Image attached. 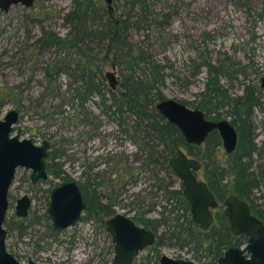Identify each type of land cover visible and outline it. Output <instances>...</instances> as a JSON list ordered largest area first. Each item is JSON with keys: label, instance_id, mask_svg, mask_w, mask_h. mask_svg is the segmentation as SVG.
Masks as SVG:
<instances>
[{"label": "rangeland", "instance_id": "rangeland-1", "mask_svg": "<svg viewBox=\"0 0 264 264\" xmlns=\"http://www.w3.org/2000/svg\"><path fill=\"white\" fill-rule=\"evenodd\" d=\"M97 3L99 27L105 26L109 18L120 20L138 13L137 7L132 11L129 0H97ZM146 5L149 22L140 30L130 29L127 36L138 52L164 67V84L160 87L164 100H175L193 109V103L199 101L197 96L204 92L207 84V72L199 67L204 60L217 66L225 65L221 84L229 96L243 95L248 86L255 91L262 106L253 110V141L258 151L249 163L250 171L259 175V171L264 170V0H146ZM72 6L73 0H36L31 8L18 4L8 12L0 10V120L10 110L19 111L21 118L14 134L20 131L22 139H32L38 144L52 140L56 150L75 160L61 158L63 170L69 176L79 179L83 172H88L90 163L95 164L90 174L99 175V181L110 184L111 188L105 191L113 201L114 214L133 219L137 213L157 204L151 217L161 218L163 212L167 215L163 208L167 205V209L171 208L165 188L183 192L179 179L147 165L136 143L140 139L132 132L128 135L119 132L118 119L112 115L113 110L117 111L116 106L110 102L102 104L99 97H90L81 104L73 101L75 106L71 107L68 101L73 97L72 90L79 86L71 77V71L51 79L45 77V70L56 61L78 60L74 49L64 52L53 46L36 45L45 32L60 38L69 34L70 26L65 17ZM103 45L95 39L85 49L97 58L95 63L101 65L108 86L105 75L116 68L120 82L116 92L121 98L124 76L128 73L114 65L112 56L106 61L103 59L106 55ZM132 114L124 116L129 126L136 120ZM227 120L233 119L227 117ZM149 142L155 144L152 139ZM205 148L203 146L202 150ZM223 154L226 155L224 150ZM125 170L131 178L122 181L120 177ZM30 175L29 171L18 170L9 192L4 226L9 251L22 263L30 258L36 264H110L113 244L105 221L85 214L76 228L53 235L47 219L48 196L42 193L45 188L33 187ZM116 175L118 188H115ZM25 195L32 198L33 203L29 216L21 219L16 216L15 207L18 199ZM254 201L264 206V179L255 192ZM180 214L183 215L181 210ZM20 225L26 228L23 236L18 230ZM167 229L160 230L159 236ZM174 244L165 241V245L155 250L149 248L134 264H159L162 256L191 261L201 256L199 264L212 262L205 251L197 254L194 246L181 248Z\"/></svg>", "mask_w": 264, "mask_h": 264}, {"label": "trees", "instance_id": "trees-1", "mask_svg": "<svg viewBox=\"0 0 264 264\" xmlns=\"http://www.w3.org/2000/svg\"><path fill=\"white\" fill-rule=\"evenodd\" d=\"M129 1L132 11L137 7L138 13L133 16L128 15L125 19L120 20L109 18L105 26L99 27L96 24L97 0H73L72 10L65 17L66 23L70 26L69 34L65 38H60L52 32H45L36 45L41 48L53 46L57 51L64 50V52L74 49L77 52L78 60H75V63L64 59L56 61L53 66L45 70L46 79L60 76L68 70L71 71L70 75L74 82L79 83V86L73 89V101H80L81 104L82 101L90 97H99L102 104L112 101L113 107L116 106L121 112L119 115L122 122L121 128H124L123 132L129 133L133 129L132 134L134 133L135 137L140 139L136 143L148 166H160L164 170H170L169 167H166L167 162L178 149H184L190 156L198 157L203 162V176L219 201L230 195H236L239 199L250 203L253 213L264 222V210L259 209V206L254 203L255 192L260 187L261 179H264V170H260L257 175L250 171L252 165L249 163L258 151L253 141V110L262 106L255 91L248 86L243 95L229 96L228 91L221 84V77L225 76V65L217 66L209 60H204L199 67L204 68L207 72V84L204 92L197 96L199 101L193 103V109L201 110L206 118L212 121L231 117L240 140L232 155L223 154L222 143L217 133L210 135L204 151L202 147L186 144L180 131L174 125L166 122L155 110V106L164 100L160 92V87L164 84V67L151 61L145 53L138 52L136 47L130 43L127 32L130 29L140 30L143 24L149 22L150 13L146 0ZM107 13L109 14V12ZM95 39L99 43H103V47L105 46L106 55L103 59L106 61L112 56L114 65L128 73V76H124L122 84L124 92L121 98L117 94L110 95L107 92L108 86L104 82L101 65H96L97 58L93 53L86 52L85 48ZM101 61L103 60L101 59ZM241 70L237 71L242 72ZM118 101L121 102V107L118 106ZM127 113L135 115L136 120L133 121V125L129 126L125 123L124 116ZM150 139L155 144H151ZM160 147L161 150H159ZM223 155L226 158L225 161L222 159ZM63 156H65L63 151H55L49 165L50 174L56 177L67 175L63 170L64 164L55 162ZM170 173L174 174L173 171ZM127 177L128 173L125 170L123 180H127ZM168 190L165 188L166 194H169V201L177 199V206L183 215L178 214L173 218L172 224H169L164 234L159 236L157 247L165 241L179 244L182 248L194 246L193 249L197 254L205 251L212 258L210 264H217L216 261L228 248L246 244L244 235L233 237L224 213L218 215L220 227L213 228L207 233L198 230L191 219L180 222L181 218L187 215L189 205L184 199L182 191ZM109 200L110 203L107 205H103L99 201L97 205L92 203L87 211L88 216L101 219L110 217L113 212V201ZM170 206L173 207L169 210L172 214L176 205L170 203ZM149 210L138 213L139 222L146 228H152L155 223L145 217L150 212ZM165 210H167L166 207ZM164 216L163 212L162 220L167 222ZM153 229L156 228L153 226ZM18 230L23 236L26 228L20 226ZM49 230L54 233L50 226ZM156 231L158 230L156 229ZM200 257L198 258L200 259Z\"/></svg>", "mask_w": 264, "mask_h": 264}, {"label": "water", "instance_id": "water-1", "mask_svg": "<svg viewBox=\"0 0 264 264\" xmlns=\"http://www.w3.org/2000/svg\"><path fill=\"white\" fill-rule=\"evenodd\" d=\"M36 0H0V10L8 12L18 4L31 8ZM112 89L119 85V79L114 71L105 75ZM264 88V78L262 79ZM157 111L170 124L174 125L189 145L201 146L208 136L218 132L226 153L232 154L237 148V132L228 121L213 122L205 118L200 110H195L175 100H162L157 104ZM19 120L16 110H10L3 120H0V264H21L7 250V231L4 228L9 210V191L13 185L18 169L32 171L31 180L37 183L47 180L48 174L45 160L48 157L49 143L41 147L32 140H21L19 134L12 137L14 125ZM170 167L184 187V196L190 204L194 223L200 225L203 231H208L213 216L210 209L217 207L213 194L206 183L198 181L196 173L201 164L195 159H188L179 150L171 159ZM27 196L17 201L16 216L26 218L30 208ZM225 214L230 222V229L235 237L246 236L247 243L243 247H230L218 260V264H264V224L252 215L247 202L235 196L224 203ZM87 205L76 183H67L55 188L50 197L48 216L53 228L65 231L75 227L82 219ZM107 232L114 244V258L111 264H132L134 259L147 247L153 246L156 235L151 231L137 226L125 215L118 214L107 221ZM29 264H33L32 261ZM159 264H197L183 259H173L162 256Z\"/></svg>", "mask_w": 264, "mask_h": 264}, {"label": "flooded vegetation", "instance_id": "flooded-vegetation-1", "mask_svg": "<svg viewBox=\"0 0 264 264\" xmlns=\"http://www.w3.org/2000/svg\"><path fill=\"white\" fill-rule=\"evenodd\" d=\"M15 6V5H14ZM11 9V8H10ZM9 9V10H10ZM62 51H64V50H62ZM69 52H70V50H68ZM116 70V68H114V71ZM108 83H109V81H108ZM106 84V83H105ZM107 85V84H106ZM119 85H120V82H119ZM118 85V86H119ZM108 86V85H107ZM118 86L115 88V89H112L111 87H110V85L108 86V90H107V92L111 95V94H117V92H116V90H117V88H118ZM72 92H73V90H72ZM69 94V93H68ZM73 96V95H72ZM72 99H71V101L69 100L68 101V104L69 105H72L71 107H74L75 105H74V102H73V97H71ZM109 98H110V96H109ZM88 99H86L83 103H85L86 101H87ZM77 103V102H76ZM110 103L112 104V101H110ZM118 106H120L121 105V102H119L118 101ZM77 105V104H76ZM82 106H83V104H82ZM157 106V105H156ZM155 106V110L157 111V107ZM121 107V106H120ZM188 107V106H187ZM190 108V107H189ZM110 109H112V108H110ZM116 109H117V111H115V110H113V112L115 113V114H112L114 117H115V119L117 120L118 119V125H119V132L120 133H124L125 135H128V133L127 132H123V129L124 128H121V118H120V110L118 111V108L116 107ZM192 109V108H191ZM17 111V110H16ZM18 112V114H19V120H18V122L20 121V118H21V114H20V112L19 111H17ZM158 112V111H157ZM159 113V112H158ZM204 113V112H203ZM109 114H110V112H109ZM110 114V115H111ZM7 115V114H6ZM77 115H78V113H77ZM205 115V114H204ZM205 118H206V115H205ZM4 119V118H3ZM207 119V118H206ZM207 120H209V119H207ZM222 120H224V121H228L229 122V124L235 129V131L237 132V130H236V126L233 124V121H229V120H227V119H222ZM222 120H220V121H222ZM209 121H212V120H209ZM220 121H213V122H220ZM18 122H17V124H18ZM167 122V121H166ZM17 124H15L14 125V131H13V134H12V137H14V136H16V135H18L19 134V136H20V131H18V133L17 134H14L15 133V127H16V125ZM125 128H127L126 127V125H125ZM133 131V129L131 130V132ZM213 133H217L218 134V136H219V138H220V140H221V143H222V150H224V147H223V142H222V139H221V137H220V135H219V133L218 132H213ZM213 133H211V134H213ZM210 134V135H211ZM210 135L208 136V138H207V140L205 141V143L203 144V145H201V146H197V147H203V146H205V144H206V142L208 141V139H209V137H210ZM33 136H35V134H33ZM184 138V137H183ZM20 139L21 140H24V139H22L21 138V136H20ZM26 140V139H25ZM28 140H32V139H28ZM185 140V139H184ZM239 140H240V138H239V134H238V132H237V147H238V144H239ZM32 142L36 145V146H39V147H41L45 142H47V143H49V149H48V157L46 158V160H45V163H46V169H47V174H48V179L47 180H40L39 182H37V183H33L32 182V180H31V175H32V171H30V170H26V169H24V170H26V171H29V172H31V175H30V182H31V184H32V186L33 187H35V188H37V189H40V188H45V191H42V193L44 192L47 196H48V202H47V204H48V208H49V205H50V197H51V193H52V191L55 189V188H57V187H59V186H61V185H63V184H67V183H72V182H74V183H76V185L78 186V188H79V190L81 191V194H82V196H83V198H84V201H85V203H86V205H87V209H86V211H84V213H83V215H82V219H81V221L75 226V227H72V228H76L83 220H84V215L85 214H87V211L89 210V206L93 203L94 205H97V203H98V201L99 202H106V200H107V202H106V204H109L110 203V198L111 197H109V195L107 194V191H105L106 190V188L108 187V189L107 190H109V188H111V187H109V183H107V182H105V180L103 181H99V175H91L90 174V172H92V170H93V167H94V165L95 164H92L91 165V163H90V165L88 166V172H83V175L82 176H80V178L79 179H76V178H74V177H72V176H69V175H62V176H60V177H56V176H54V175H52V174H50V172H49V165L51 164V162H52V160H51V158L53 157V155L55 154V151H56V149H55V147H54V144L52 143V140H44V141H42L41 143H35L33 140H32ZM156 144H157V141H156ZM187 144V143H186ZM189 145V144H188ZM192 146H195V145H192ZM161 147H163V146H161ZM160 147V148H161ZM164 148V147H163ZM237 149V148H236ZM179 150H181V151H183L186 155H187V157H188V159H195V160H197L200 164H201V167H200V170L196 173V176H197V178H198V181H202V182H204V183H206V185H207V187H208V189L210 190V188H209V185H208V183L206 182V180H205V178H204V176H203V172H204V164H203V162L198 158V157H192V156H190L184 149H178L177 150V152L179 151ZM225 151V150H224ZM236 151V150H235ZM177 152H176V154L172 157V158H170L169 159V161L167 162V166L166 167H169L170 168V170L172 171V169H171V167H170V161H171V159H173L174 157H176V155H177ZM226 153V152H225ZM227 155H232V154H228V153H226ZM63 157H66L69 161H72L73 159H72V157H71V155H68V156H63ZM62 157V158H63ZM109 160V164H110V160H111V157L108 159ZM137 160H138V158H137ZM73 161H75V160H73ZM56 163H58V164H64L62 161H61V159H58V160H56L55 161ZM138 162V161H137ZM221 162H223V161H221ZM64 166V165H63ZM64 168V167H63ZM161 169V170H164V169H162L160 166L158 167V169ZM117 169V168H116ZM159 169V170H160ZM18 170H20V169H18ZM18 170L16 171V174H15V179H16V175H17V172H18ZM169 169H166L165 170V172L168 174V175H172L170 172ZM121 173V172H120ZM174 173V172H173ZM175 175V173L173 174V176ZM176 176V175H175ZM199 176H201L202 177V179L199 177ZM121 179H122V181H123V176H121L120 177ZM127 178H131V177H127ZM15 179H14V182H15ZM120 179V180H121ZM128 180V179H127ZM126 180V181H127ZM179 181H180V183H181V187L183 188V190H184V187H183V183H182V181L179 179ZM14 182H13V184H14ZM118 182H119V180H117V175H116V180H115V183H116V186H115V188H118L119 186H118ZM108 184V185H107ZM13 186V185H12ZM120 186H121V183H120ZM122 189L124 188V185H123V183H122ZM11 190V189H10ZM10 192V191H9ZM210 192L213 194V192L210 190ZM25 196H27V195H25ZM183 196H184V192H183ZM213 196H214V198H215V200H216V202H217V207L215 208V209H210V211H211V213H212V216H213V222H212V224H211V226H210V228H209V230L208 231H203L202 229H201V227H200V225H198V224H196V223H194V221H193V216H192V214H191V208H190V204L187 202V200H186V198H185V196H184V199L186 200V202L188 203V205H189V210H188V213H187V215L185 216H183L182 218H181V220H180V222H186L185 220H188V219H191L192 220V222H193V224L196 226V228L198 229V230H200L201 232H203V233H207V232H209L211 229H213V228H216V229H218L220 226H219V222H218V215H220L221 213L223 214H225V209H226V207H225V205H224V203H225V201H227L230 197H232V196H235V197H237L236 195H230L229 197H226L224 200H221V201H219L217 198H216V196L213 194ZM28 198H29V200H30V202H31V204H30V208H29V210H28V216H29V214H30V210L32 209V203H33V199L32 198H30L29 196H27ZM8 198H9V195H8ZM108 198V199H107ZM238 198V197H237ZM239 199V198H238ZM19 200V199H18ZM104 200V201H103ZM112 200V199H111ZM167 200H168V202H169V204H170V202L171 201H169V198H167ZM241 200V199H240ZM242 201H245V200H242ZM245 202H247V201H245ZM144 203V202H143ZM254 203H255V201H254ZM103 204V203H102ZM106 204H103V205H106ZM176 206H174L176 209L174 210V212L171 214L170 212H169V209H167L168 210V212H167V210H165V207L163 208L165 211H166V214L167 215H165L164 217H165V219L167 220V222L166 221H164L163 222V218H162V216H161V218H158V219H153V217H151V214L156 210L155 208L157 207V204H154L153 206H148L149 208H147L146 210H148V209H150L149 211V213H147L146 215H145V217L147 218V219H150V220H152V221H155V223L153 224V226L158 230V231H156V229L154 230L153 229V226H152V228H146V227H144V225L142 224V223H140L139 222V216H138V213L136 214V216L133 218V219H131L132 221H134V223L137 225V226H139V227H141V228H143V229H146V230H148V231H151L152 233H154L155 235H156V238H157V241H156V243L153 245V246H151V247H147L144 251H146L147 249H149V248H156L157 247V242H158V239H159V234H158V232L160 231V230H163V229H165L166 227H168V225L169 224H172V220H173V218L174 217H176L178 214H180V210L181 209H179L178 208V206H177V202L176 203H174ZM247 204L249 205V208H250V210H251V213H252V215H254V216H256L254 213H253V211H252V209H251V204L250 203H248L247 202ZM256 204V203H255ZM257 205V204H256ZM16 206H17V203H16ZM114 206V205H113ZM133 206V205H132ZM259 206V209H262V210H264V206H260V205H258ZM168 207V205L166 206V208ZM48 208H47V216H48ZM173 207H171L170 209H172ZM145 210V211H146ZM9 211V210H8ZM15 212H16V207H15ZM88 215V214H87ZM116 215H118V214H114V212H112V214H111V216L110 217H105V219H103V221H105V227H106V231H107V221L108 220H110V219H112L113 217H115ZM121 215H124V214H121ZM27 216V217H28ZM126 216V215H125ZM26 217V218H27ZM126 217H128V216H126ZM185 217V218H184ZM225 217H226V219H227V222H228V226H229V228H231L230 227V222H229V219H228V217L226 216V214H225ZM257 217V216H256ZM7 218V217H6ZM26 218H21V219H26ZM47 218H49V216L47 217ZM129 218V217H128ZM258 218V217H257ZM260 221H262L260 218H258ZM50 220V219H49ZM263 222V221H262ZM50 227L52 228V230H53V235H56V234H58V233H62V232H64V231H58V230H56V229H54L53 228V225H52V222L50 221ZM104 223V222H103ZM159 223V224H158ZM165 223H166V225H165ZM263 224H264V222H263ZM20 226H23V225H20ZM19 226V227H20ZM24 227V226H23ZM70 229V228H69ZM68 230V229H67ZM66 231V230H65ZM230 231H231V229H230ZM108 233V232H107ZM109 234V233H108ZM231 234H232V232H231ZM233 235V234H232ZM109 236L111 237V235L109 234ZM233 237H235L234 235H233ZM240 237V236H239ZM246 237V236H245ZM237 238V237H236ZM111 239H112V237H111ZM248 239H247V237H246V241H247ZM7 242V241H6ZM247 243V242H246ZM112 244H113V242H112ZM6 245H7V250H8V252L9 253H11L16 259H17V261L18 262H20L21 264H29V262L30 261H32L33 262V264H36L32 259H28L27 260V263H22L19 259H18V257L17 256H15L12 252H10L9 251V249H8V244L6 243ZM162 245H165V243H162L161 245H159L157 248H159L160 246H162ZM174 245H177V244H174ZM173 245V246H174ZM179 245V244H178ZM246 244H244V245H242V246H238V247H243V246H245ZM113 246V254H115L114 253V244L112 245ZM181 247V246H180ZM188 247V246H187ZM234 247H236V246H234ZM182 248V247H181ZM185 248V247H184ZM41 249V248H40ZM229 249V248H228ZM143 251V252H144ZM226 251H224V253H225ZM142 253V252H141ZM140 253V254H141ZM224 253H223V255H224ZM139 254V255H140ZM207 254V253H206ZM138 255V256H139ZM208 255V254H207ZM222 255V256H223ZM209 257H211L210 255H208ZM221 256V257H222ZM220 257V258H221ZM113 258H114V256H113ZM138 257H136L135 259H134V261H133V263L132 264H134V262L136 261V259H137ZM197 258V260H193L192 262H195V263H197V264H199V262H200V260L202 259L201 257H200V259L198 258V257H196ZM219 258V259H220ZM218 259V260H219ZM113 260V259H112ZM177 260V259H176ZM183 260H185V259H183ZM211 260H212V258H211ZM218 260L216 261V263L218 264ZM189 261H191V260H189ZM112 262V261H111ZM111 264V263H110Z\"/></svg>", "mask_w": 264, "mask_h": 264}]
</instances>
